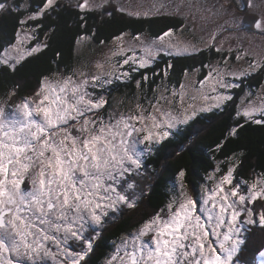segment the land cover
<instances>
[{"label":"snow or ice","instance_id":"6c2138e0","mask_svg":"<svg viewBox=\"0 0 264 264\" xmlns=\"http://www.w3.org/2000/svg\"><path fill=\"white\" fill-rule=\"evenodd\" d=\"M109 3L77 0L73 6L80 12L79 19L86 21V13L100 11ZM262 5L264 0H232V5L218 7H206L204 0L195 4L174 0L170 7L163 0H152L151 6L132 7L130 0L128 4L117 0L116 11L130 17L175 15L186 6L195 7L201 20L224 13L231 19L225 22L227 28L212 29L202 46L177 35L183 33V25L152 36L121 31L111 41L100 40L106 51L103 59L90 62L91 67L42 74L30 94L15 103L10 101L15 100L18 86L9 89L0 103V264H88L101 236L97 229L104 228L110 214L121 208L139 210L141 181L147 175L142 171L143 158L202 113L223 112L233 101L230 90L240 87L234 81L264 72ZM59 7L58 0H37L35 10L0 3V13L11 15L21 9L28 13L18 21L21 27L15 39L5 42L0 51V70L14 73L27 58L48 47L35 35L42 25L31 22ZM241 7L256 14L252 27L260 33L261 44L253 45L250 38L247 48L238 44L225 49L224 40L216 43L217 36L240 29L243 17L235 13ZM86 27V22L81 24ZM94 38L95 33L78 34L72 55L78 56ZM32 40L37 42L28 43ZM213 48L220 58L198 68L186 67L178 86L169 81L172 63L166 64L160 83L148 94L147 71L161 54L179 57ZM60 56L57 52V61ZM241 61L246 65L237 66ZM141 69L144 74L135 79L133 73ZM115 81L134 82L136 90L116 99L113 107L105 92ZM125 99L128 107L122 109ZM234 118L264 127V84L255 95L240 97ZM243 126L233 125L216 150ZM226 159V170L218 162L205 177L211 187L200 186L199 212L195 193L189 191L185 171L180 169L168 202L130 236L122 235L104 264H242L240 254L249 242L244 233L255 229L264 247V171L251 181L234 182L241 161L235 154ZM259 255L264 264V251Z\"/></svg>","mask_w":264,"mask_h":264},{"label":"trees","instance_id":"16d2710c","mask_svg":"<svg viewBox=\"0 0 264 264\" xmlns=\"http://www.w3.org/2000/svg\"><path fill=\"white\" fill-rule=\"evenodd\" d=\"M0 3H12L19 6L21 0H0ZM27 3L28 8L35 10L37 0H27ZM58 4L60 6L58 10L54 9L51 14L31 22L33 25L35 23L42 25L37 30L36 37L40 42H46L48 47L27 58L26 62L18 66L14 73L0 70V99L6 98L7 91L14 85L18 86L15 97L29 95L42 74H50L58 70L62 73L70 72L83 55V51H80L76 57L72 55L73 44L78 34L92 35L95 33L92 42L100 44V40L110 41L113 35L121 31L146 32L152 36L169 27L178 29L182 24L181 18L175 15L130 17L116 11V5L111 2L100 11L86 13V21H81L80 12L73 6L75 4L67 1H58ZM24 14L28 13L24 10L11 15L0 13V51L5 42L14 40L16 29L20 26L18 21ZM85 22L87 27L81 28V24ZM36 42L35 40L32 44ZM57 52L61 54L58 61ZM217 57L219 54L213 49L179 57L161 54L147 71L148 94L151 95L152 86L159 84L164 67L169 62L173 65V68L169 69V81L177 85L186 67L189 69L201 67ZM144 72L145 70L141 69L133 73V76L135 79H140ZM152 73H158V75L154 77ZM262 77L263 72L252 73L250 76L241 78L240 87L233 91V101L226 106L223 112L214 110L202 113L189 125L181 126L180 130L174 133L167 142L157 145L156 150L147 155L145 163L150 176L147 178L146 187L143 188L139 210L136 212L122 210L117 221L107 224L101 230V236L95 241L94 251L89 255L88 264L98 263L110 249L111 241H116L124 233L136 228L148 218L149 214L167 202L169 192L166 187L169 183L176 182L180 169L185 171V183L189 191L193 193L205 177L215 169L218 162L220 167L226 170L229 163L226 157H232L233 154L237 160L241 161L233 179L251 181L261 171H264V127L245 123L242 118H234L238 96L245 87L250 89L259 85ZM135 90L134 82L115 81L111 87H108L105 94L110 95L114 92L122 96H131ZM235 124L244 126L238 130L237 136H227L221 150L217 151L216 145L225 140V133ZM247 236H249L248 246L240 254L242 264H257V255L264 251V247H261V234L258 229H255L252 234L248 232Z\"/></svg>","mask_w":264,"mask_h":264},{"label":"rangeland","instance_id":"374dc122","mask_svg":"<svg viewBox=\"0 0 264 264\" xmlns=\"http://www.w3.org/2000/svg\"><path fill=\"white\" fill-rule=\"evenodd\" d=\"M58 1L59 2L60 1H67V2H71L72 4L77 3V0H58ZM119 2L122 4H128L129 0H119ZM130 2H131L132 7H136L138 4H144L146 6H151V4H152V0H130ZM163 2L167 5H169L170 7L174 6V0H163ZM204 2H205L206 7L207 6L218 7L220 4L232 5V0H204ZM111 3H113L117 6V0H112ZM257 3H260V0H257ZM193 4H195V0H193ZM20 5H26V7H28L27 0H21ZM262 7H264V5H262ZM21 10H24L25 12H27L25 9H21ZM235 14L243 17V19L241 21L240 29H234L233 28V29H229L226 31H221L220 34L217 36L216 43L219 44L220 40H224L225 41V43H224L225 49H227L229 46H231V47H233V49H235L238 44L242 45L243 48H247V47H249V40L251 38V43L253 45H260L261 44V35L257 30H255L252 27V23H253V20L255 19V17L251 21L253 16H256V14L247 13V12H245L244 9H238ZM26 15L27 14L21 15L20 19ZM193 15H195V17H196L195 19H193ZM175 16H178L179 18H181V20H182L181 26L182 25L184 26L183 33H180L178 31L177 35H183V37L186 40L192 41L193 43H196L197 45H200V46H202L204 43H206L207 37H208V35L212 29L216 28L217 26H224L225 28H227V25L225 22L229 21L231 19V16L229 14L224 13V14H221L219 16L208 15L207 20H201L200 19V13H198L196 11L195 7L188 8L186 6H182L180 9V12L178 14H175ZM246 20H249V21H247L249 23H247ZM19 27H21V26H19ZM178 29H180V28H178ZM244 32L248 33L249 35L248 36L242 35V33H244ZM128 33H130V32H128ZM143 33L145 34V36H151L146 32H143ZM130 34L135 35L137 33H130ZM34 41L35 40H32V41H29L28 43L32 44ZM213 50H215V49L213 48ZM252 50L258 51V49H252ZM80 51H83V53H82L83 55H82L80 61H77V63L75 64L74 67H83L85 65H87L88 67H91V64H90L91 61L96 60V59H103L104 52L106 51V49L104 48V46H101L100 44H95L94 42L91 41V42L87 43ZM196 53H198V52H196ZM196 53H191V54H196ZM225 54H227V53H225ZM219 58L220 57H217V58L211 59L210 61H214V60H217ZM234 58H235V51L233 52V55H232V60L235 63ZM245 65H246V61H241L240 64L237 66H245ZM125 68L127 69V66H125ZM196 68H198V67H196ZM204 71L205 70L202 69V73ZM64 74H67V73H64ZM240 80L234 81V82L240 84ZM178 84H177V86H178ZM262 84H264V72H263V77H262L260 84L257 85L256 87H252L250 89L245 87L243 89V91L241 92V94L238 96V102L240 100V97L246 93H251L252 95H255L258 90L262 89ZM109 87H111V86H109ZM230 91H231V94H233L234 90H230ZM107 96L109 97L110 104H112L113 107H116L114 101L116 99H119L122 95H120V94L118 95V94L112 92L110 95H107ZM19 99H20V97H15V100L10 101V103L18 102ZM0 103H3V101L0 100ZM119 107L122 109H126L128 107V100L125 99L124 103L122 105H120ZM7 111L10 113L12 111V108L8 107ZM140 147L142 148L143 146L141 145ZM147 155L143 158L142 171L146 172L147 175L145 176L144 180L141 181V187L142 188H144V186L146 187L147 178H149V176H150L148 166L145 163V159L147 158ZM212 172H210V173H212ZM233 180H234V182H242L240 180H235V179H233ZM176 183H177V179H176L175 183H169L166 187V189L169 192L168 193L169 197L167 199V202L170 198V189H174L176 186ZM202 184H208V186L211 187L210 182H208L205 179L203 182L200 183L196 192H194L195 193V199L198 202L197 203V212H199V201H200V197H201V187L200 186ZM257 210H259V209H257ZM118 214H119V211L116 213L110 214V218L105 222V226L107 224H110L112 221H114L117 218ZM138 226L139 225H137V227ZM97 230L99 231L100 229H97ZM131 233H132V230L124 233L123 235L130 236ZM244 235L247 236L248 232L246 231L244 233ZM121 237L122 236H120L116 241L110 242V249L105 254V256L102 258V261L100 262L101 264H104L105 259L115 250V245L120 243ZM257 258H258L257 264H261L262 258L259 254L257 255Z\"/></svg>","mask_w":264,"mask_h":264},{"label":"flooded vegetation","instance_id":"af4514ba","mask_svg":"<svg viewBox=\"0 0 264 264\" xmlns=\"http://www.w3.org/2000/svg\"><path fill=\"white\" fill-rule=\"evenodd\" d=\"M111 2H112V0H110ZM240 9H244L243 7H241ZM23 96H25V95H23ZM5 99H7V97L6 98H4V99H0L1 101H3L4 102V100ZM122 210H127L126 208H121V210L119 211V214L117 215V217H119V215H120V213H121V211ZM118 219L116 218L114 221H112L111 223L113 224L115 221H117ZM102 229H100L99 231H101ZM102 261V259H100L99 260V262L98 263H96V264H101L100 262Z\"/></svg>","mask_w":264,"mask_h":264}]
</instances>
